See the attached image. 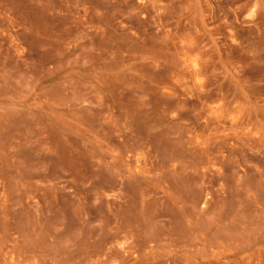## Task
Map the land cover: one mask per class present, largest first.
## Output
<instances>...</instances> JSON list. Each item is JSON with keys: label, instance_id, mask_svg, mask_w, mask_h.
Masks as SVG:
<instances>
[{"label": "rangeland", "instance_id": "rangeland-1", "mask_svg": "<svg viewBox=\"0 0 264 264\" xmlns=\"http://www.w3.org/2000/svg\"><path fill=\"white\" fill-rule=\"evenodd\" d=\"M0 264H264V0H0Z\"/></svg>", "mask_w": 264, "mask_h": 264}]
</instances>
